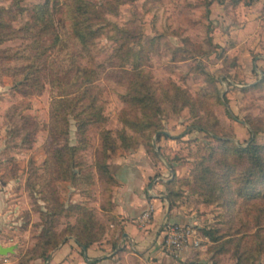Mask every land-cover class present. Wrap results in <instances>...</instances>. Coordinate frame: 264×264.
<instances>
[{"label":"rangeland","instance_id":"obj_1","mask_svg":"<svg viewBox=\"0 0 264 264\" xmlns=\"http://www.w3.org/2000/svg\"><path fill=\"white\" fill-rule=\"evenodd\" d=\"M41 1L20 0L16 4L13 0H0V6L12 8L16 19L10 21L19 29L29 18L25 8ZM87 1L102 9L97 25H103L104 32L90 48L93 62L87 57H77L88 68L97 66L102 72L96 83L97 90L100 89L102 113L86 129L82 131L78 125L77 117L82 115L80 105L65 110L69 119L63 127L67 128V133L56 128L61 123L55 121V116L61 117L63 110L55 99L61 96L63 85L57 79L53 81L55 77L51 73L41 76L40 72L41 89V83L25 82L22 72H14L15 66L23 61L15 58L0 61V186L13 180L14 197L21 198L24 205L17 224L19 228L11 227L14 231L5 232L6 239L13 237L6 241L18 245L17 251L10 253L12 262L7 264H50L51 253L62 243L70 237L77 242L76 235L70 234L68 228L78 222L82 212L70 208L71 204H81L94 212L95 219L105 227L101 240L113 236L110 223L114 217L105 210L112 206V190L118 181L110 161L126 152L137 151V148H146L153 161L164 159L173 167L174 175H166L170 176L169 180L173 176L177 178L172 184L177 191L172 196V207L182 210L178 214L183 217L178 222L187 221L196 230L195 238L201 239L198 246H193L197 250L192 259L202 264H238L234 252L237 239L244 247L251 244L256 248V232H264V216L254 218L252 215L261 213L258 203L262 202L246 206V210L240 206L239 216L234 217V225L230 227L225 206L206 202L194 190V184L187 183L184 178L191 176L192 168L209 153L211 146L220 144L213 131L207 133L200 129L197 125L200 121L209 124L219 136L232 139L240 146L251 141L264 145V82L252 86L264 75V63H261L264 56L260 55L264 53V22L258 20L247 24L244 18L249 11L238 5V0ZM244 1L251 3V0ZM56 2L53 11L57 30L71 39L69 47L63 50L66 56L69 48L70 52L76 49L68 32L72 0ZM116 25L126 29L122 34L130 38L127 45L135 50L143 47L146 51L144 69L151 75L162 106L159 117L155 118L158 119V130L141 125L133 127L125 121L143 119L144 113L124 99L128 79H121L110 66V55L120 44L112 38L117 32ZM26 45V40L19 36L0 46L8 48L14 55ZM59 55L55 57L59 59ZM135 61L131 56L126 67L131 69ZM173 83L188 90L194 98V106H174L165 90ZM25 118L31 123L27 128H34L29 138L23 128ZM69 145L75 147L74 167L80 171L76 182L64 179L61 171H55V149ZM63 151L64 158L68 159L67 151ZM103 163L108 165V171L101 166ZM157 174H161L160 169ZM53 176L55 179L47 185V178ZM54 198L65 205L53 222V230L64 233V237L44 259L36 255L41 249V235L47 220L41 210L55 207ZM241 215L244 221L240 219ZM215 227L222 228L225 234L237 228L242 231L223 235L215 242L205 234L206 229ZM228 237L236 238L227 243L228 250L218 253L215 245ZM245 240L249 241L245 243ZM124 259L121 264L124 261L125 264H136L133 259ZM248 260L245 263L250 262ZM249 264H264V249H255Z\"/></svg>","mask_w":264,"mask_h":264},{"label":"trees","instance_id":"obj_2","mask_svg":"<svg viewBox=\"0 0 264 264\" xmlns=\"http://www.w3.org/2000/svg\"><path fill=\"white\" fill-rule=\"evenodd\" d=\"M13 1L18 4L17 2L20 0ZM56 5V0H43L25 8L29 11V18L19 29L15 28L11 23V21L16 19V14L13 13L12 8L0 6V45L19 36L27 42V45L19 49L14 55L9 53L10 50L8 48L0 46V61L3 63L9 58L23 61L18 66H15L17 68L14 72H22V78L25 82L33 80L37 85L41 83V89L43 84L40 80V72L41 76L43 73H51L55 77L53 81L55 79L60 81V84L63 85V92L60 93V97L55 99V103L56 101L59 102L63 111L61 117L55 116V121L59 124L61 123V126H56V128L64 134L67 133V128L64 129L63 124L67 125L69 119L65 112L67 109H73V107L78 105L81 106L82 115L77 118L78 125L82 131L98 120V115L101 116L100 89L97 90L96 83L102 77V72L97 66L88 68L77 57H87L88 61H94L90 48L94 44L95 39L104 32V27L103 25H97L102 9L97 8L95 4L87 0H72L69 17L70 31L68 32L69 38H72V42L74 40L76 43V49L70 52L69 48L65 56L63 50L69 47L71 39H67L57 30L53 11V7ZM115 29L117 32L112 34V38L120 44L110 55V66L114 67V71L120 74L121 79L124 77L128 79V92L123 96L124 99L140 107L144 113L143 119L132 122L125 119V121L132 123L133 125L131 126L133 127L140 125L144 128L156 127L158 119L156 120L155 118L159 117L162 106L156 96V87L151 81V75L146 73L144 69L143 58L146 56V51L143 50V47L135 50L127 45L130 42V38H126L122 34L126 29L118 25L115 26ZM58 54H60L59 59L58 56L55 57ZM131 56H134L136 61L133 63V67L129 69L126 64L129 63ZM207 75L211 76L209 73ZM262 82H264V75L259 82L252 86L260 85ZM165 90L170 93H167V96L171 98L175 107H180V105H190L192 107L195 105L194 98L191 97L187 89L173 83L171 87H166ZM200 102L204 103V100L200 99ZM25 119L23 128L26 130L27 138H29L31 134L33 135L34 128H27V125L31 123L30 119ZM197 125L207 133L213 131L215 139L220 144L209 148V153L203 155L201 161L197 162L192 168L190 176L192 179L186 177L184 181H187V183L192 182L194 190L199 192L206 202H216L224 205L226 214H228V221L231 222L230 227L234 225L232 223L234 217L239 216L238 208L240 206L246 210V206L257 205L258 202H262L258 203L259 207L257 206L261 213L252 215L254 218L258 217L257 215H260V217L264 216V145L251 141L246 146H240L234 143L232 139L216 134L218 132L203 121L198 122ZM156 129L158 130L159 128L156 127ZM63 150L67 151L68 159L64 158ZM74 154L75 147L69 145L66 148L55 149L54 157L56 158L55 171H61L64 179L69 178L76 182L80 176V171L77 172L75 170ZM101 166L108 171L107 164L103 163ZM53 179H55L54 176L48 177L47 185ZM176 180V176H173L170 181L166 182L171 205H173V194H177V191L172 187ZM54 201L57 203L55 207L47 208L46 211L41 210L42 214L47 216V220L41 235V249L36 255L44 259L48 258L49 250L56 247L64 237V233L60 234L53 230V222H56L57 215L64 210L65 205L61 204L57 198H54ZM70 208L78 209V211L82 212L78 222L70 225L68 229L70 234L76 235V240L82 246L84 252L91 244L101 240L105 227L95 219L94 212L91 209L81 204H71ZM243 208L242 210L244 211ZM240 219L244 221L242 215ZM241 231V228H237L233 232L225 234L222 228L215 227L206 229L205 234L211 240L217 242L223 235H233ZM255 236L256 248H253L251 244L244 247V245H241V240L237 239L234 244V252L239 259L238 264L242 262H244L243 264L251 263L253 251L255 249H264V232L257 230ZM233 238L236 237H228L218 242L215 245L217 252L228 250L227 243L233 242L235 240ZM248 241L245 240V243ZM247 259L250 262L245 263ZM186 264L202 263L199 260L190 259L186 261Z\"/></svg>","mask_w":264,"mask_h":264},{"label":"crops","instance_id":"obj_3","mask_svg":"<svg viewBox=\"0 0 264 264\" xmlns=\"http://www.w3.org/2000/svg\"><path fill=\"white\" fill-rule=\"evenodd\" d=\"M238 5L249 11L244 18L247 24L258 20L264 22V0H251L250 4L238 0ZM260 55L264 56V53ZM136 150L110 161L118 181L112 190V206L105 210L114 217L110 223L113 236L91 244L84 252L82 246L70 237L51 253L50 264H121L124 257V260H135L136 264H186L187 260L192 259L197 250L192 245L174 258L162 250L160 243L162 223L180 221L183 217V214H178L182 210L177 206L172 207L168 197L166 182L170 181V176L166 175H174L173 167L164 159L153 161L146 148ZM159 154H162L161 151ZM158 169L161 174H157ZM14 185L15 182L11 180L0 186V245L14 244L17 251L16 243L6 241L13 237H5V232L12 230L11 227L19 228L17 224L24 208L21 198L14 197ZM149 204L154 206L153 216L148 226L141 228L137 218ZM14 252L7 253L8 262H12L10 253ZM120 256L123 258L118 259Z\"/></svg>","mask_w":264,"mask_h":264},{"label":"built area","instance_id":"obj_4","mask_svg":"<svg viewBox=\"0 0 264 264\" xmlns=\"http://www.w3.org/2000/svg\"><path fill=\"white\" fill-rule=\"evenodd\" d=\"M154 206L149 204L138 216L137 224L141 228H145L151 221ZM195 228L186 222L164 221L161 226L160 243L162 250L170 256L177 258L182 250L189 245L198 246L199 238H195ZM9 261L7 254L0 253V263Z\"/></svg>","mask_w":264,"mask_h":264},{"label":"water","instance_id":"obj_5","mask_svg":"<svg viewBox=\"0 0 264 264\" xmlns=\"http://www.w3.org/2000/svg\"><path fill=\"white\" fill-rule=\"evenodd\" d=\"M15 251V245L11 244V245H0V253H4L7 254L9 252H14Z\"/></svg>","mask_w":264,"mask_h":264}]
</instances>
